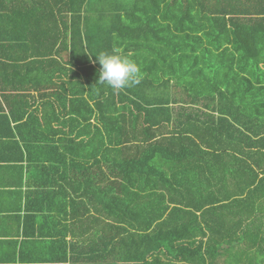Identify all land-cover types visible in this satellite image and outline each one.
Segmentation results:
<instances>
[{
  "label": "trees",
  "instance_id": "trees-1",
  "mask_svg": "<svg viewBox=\"0 0 264 264\" xmlns=\"http://www.w3.org/2000/svg\"><path fill=\"white\" fill-rule=\"evenodd\" d=\"M35 4L56 28L7 44L1 161L58 175L57 220L0 264H264V0ZM104 52L139 82L99 83Z\"/></svg>",
  "mask_w": 264,
  "mask_h": 264
},
{
  "label": "crops",
  "instance_id": "crops-1",
  "mask_svg": "<svg viewBox=\"0 0 264 264\" xmlns=\"http://www.w3.org/2000/svg\"><path fill=\"white\" fill-rule=\"evenodd\" d=\"M41 0H0V82L6 84L9 76L4 74L9 65L18 68L24 65L28 57V49L23 44H17V47L10 48V37H25L30 34L41 35L44 31L49 30L51 33V24L53 30L56 28V15H43L37 11ZM32 9L33 11H30ZM48 21L49 27L44 30L42 24ZM83 23H81V26ZM56 48H54L55 50ZM10 56L13 60L10 62ZM53 57H56L54 54ZM10 82H12L9 79ZM24 68L22 67L19 82L24 84ZM14 83V82H13ZM4 95V97H2ZM13 95H21L20 92H9L4 90L0 92V102L3 99H13ZM6 111V110H4ZM0 112V258H11L12 249L24 241L23 226L26 225L30 231H39L46 233L44 238H37L41 243L50 242L51 224L56 227L57 218L54 214L46 213L49 207L57 210L51 199V192L57 193V189L50 188L52 180L58 179V175L51 173H30L26 174L25 163L10 164L13 162L1 161L8 158L7 133L8 125L3 121ZM67 178V176H65ZM70 178L71 175H70ZM72 184V183H71ZM53 189V190H52ZM67 191V187H66ZM71 196H72V191ZM67 195V193H66ZM32 197V209L36 212L27 213L25 210V201ZM57 206V205H56ZM67 210V208H66ZM20 211V212H19ZM28 216L27 218L25 216ZM32 216V217H31ZM66 219L67 216H66ZM51 223V224H50ZM40 235V234H38Z\"/></svg>",
  "mask_w": 264,
  "mask_h": 264
},
{
  "label": "clouds",
  "instance_id": "clouds-1",
  "mask_svg": "<svg viewBox=\"0 0 264 264\" xmlns=\"http://www.w3.org/2000/svg\"><path fill=\"white\" fill-rule=\"evenodd\" d=\"M101 65L98 82L113 90H123L139 82V68L131 59L117 52H104L96 56Z\"/></svg>",
  "mask_w": 264,
  "mask_h": 264
}]
</instances>
